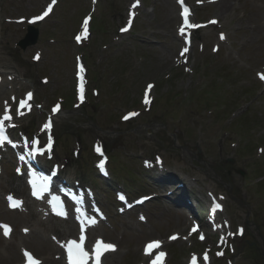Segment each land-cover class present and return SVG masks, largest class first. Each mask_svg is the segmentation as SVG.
<instances>
[{"label": "rangeland", "instance_id": "374dc122", "mask_svg": "<svg viewBox=\"0 0 264 264\" xmlns=\"http://www.w3.org/2000/svg\"><path fill=\"white\" fill-rule=\"evenodd\" d=\"M48 1L0 0V71L2 66L12 64L20 79L29 83L13 82L14 94L21 97L30 88L36 104L42 107L21 122L19 132L28 123L32 124L28 130L35 132L51 105L70 98L71 108L61 110L54 128L53 160L62 173L87 186L91 184L102 202L106 201L104 185L94 181L91 151L93 143L101 142L113 159L114 176L139 191L144 189L142 194H150L149 189L154 187L147 178L151 173L143 169L142 161L159 155L166 161V169L183 179L193 199L207 201L209 192L224 199L225 212L220 220L228 219L233 231L239 225L246 229L244 237L233 243L235 252L228 253L226 259L232 264H264L255 239L257 231L264 239V91L256 78L257 72H264V13L256 12L248 0H231L232 9L227 14L218 10V3L195 9V20L217 18L228 39L213 54L218 28L196 34L184 69L177 65L180 42L172 48L178 25L174 0H98L95 7L89 0H58L53 15L36 26L40 32L37 45L21 51L17 43L24 37L26 26L8 24L6 20L34 16ZM132 1H140L142 7L137 10L132 31L122 36L118 29L124 25ZM189 1L193 4L195 0ZM87 13L93 18L92 35L77 48L72 36ZM36 54L40 60L35 64L32 57ZM76 55L84 60L89 77L88 100L83 106H77L73 98ZM2 78L7 81V77ZM43 78L48 79L46 85L41 84ZM149 82L154 83L153 103L146 112L140 97ZM95 90L96 97L92 94ZM9 95V91L0 93V112ZM130 110L140 115L122 123L121 116ZM233 113L238 114L233 117ZM76 152L78 157L74 156ZM228 159L234 163H226ZM237 170L244 171L243 178L235 173ZM16 184L8 173L0 179V222L13 227L8 241L0 238V264H20L23 248L42 261V254L50 253L48 264H63L56 261L55 250H60L52 240L61 242L66 237L57 231L65 224L53 225L41 216H30L37 212L29 207L23 213L6 212L2 194L12 191ZM225 186H229L235 201ZM179 212L158 199L141 209L145 224L138 222L136 212L123 217L110 213V225L93 232L118 249L105 264L142 262L140 249L144 242L166 240L175 233L180 240L166 245L167 264H186L192 252L215 246L200 245L195 237L184 242L189 224ZM246 222L250 223L248 230ZM26 229L27 236L22 234Z\"/></svg>", "mask_w": 264, "mask_h": 264}, {"label": "snow or ice", "instance_id": "6c2138e0", "mask_svg": "<svg viewBox=\"0 0 264 264\" xmlns=\"http://www.w3.org/2000/svg\"><path fill=\"white\" fill-rule=\"evenodd\" d=\"M179 2L181 3L182 6V12H181V16L183 17V24L181 25L179 32L183 35L186 28H195V27H199V25L196 24H191L189 23L188 20V16H189V9L185 6H183V0H179ZM211 2V0H210ZM56 3V0H52V3L48 5L47 9L38 16L33 17L31 20H29V23H35L37 21H40L42 19H44V17H46L49 12L52 10L53 5ZM133 8L136 7V4H133L132 6ZM131 16V14H130ZM90 17H86L83 25H82V32L81 34H79L76 39L79 42L81 40L82 37L86 38L87 35V30H88V22H89ZM210 23H216L215 20L210 21ZM131 24V19L129 20V25ZM121 31H127V27L126 28H122ZM221 40H223L225 37L224 35L221 33L220 35ZM215 50V49H214ZM188 49L184 48L181 52V56L184 55L185 52H187ZM35 59L39 58V55L37 54L36 57H34ZM260 78L262 80H264V74H259ZM154 86L149 84L145 90V94H144V104L148 105L151 103L150 97H149V91L153 88ZM79 99L81 102H83L84 99V95H83V87H81L79 89ZM33 94L32 93H28L25 99H21L19 101V106L16 109L17 115H23L24 113L20 111V109H24L27 108L30 110L31 105L28 103L29 100H31ZM60 108V105L57 104L53 107L52 111L55 114ZM138 115V113L135 112H131L128 113L127 115H125L123 117V119L128 120L129 118ZM12 116L10 115V109L9 106L7 104V102H5V110H4V115L2 118H0V144H3L5 141H7L8 137L7 135H5L4 133V122L5 121H11ZM14 126V125H11ZM51 127V121L45 123L44 128L48 129ZM38 142L36 140L32 141V145H33V153L39 151V149L36 148V144ZM48 147H51V138L49 139V145ZM96 151L98 153H100L101 149L99 146H97ZM104 166V161L101 160L99 167L103 168ZM35 194V193H34ZM10 199V206L11 207H17L19 206V201H15ZM214 210L220 208L219 204H214ZM63 214V213H61ZM143 219V217H142ZM92 223H95V221H91ZM0 228L3 229V233L5 236L9 235L11 229L10 226L8 225H0ZM27 231V229L25 230ZM192 231H196V228L194 227ZM238 233L242 234V229L238 230ZM229 235H232V233H229ZM176 237H170V239H175ZM201 239H204L203 235H201L200 237ZM84 240H85V236L83 235V228L81 229V236H80V240L79 242L76 240H70L68 242H66L64 245H62V247L65 248V251L67 253V259H68V264H88L89 259H93L94 260V264H101V256L106 252V251H110V250H115V246L110 244V243H106L102 240H97L95 246L93 247L92 250V254L91 257L89 255V252L85 250V248L83 247L84 244ZM221 240L223 241V237H221ZM160 246V242L159 241H153V242H149L146 246H145V254L148 255L151 253L152 249L154 248H158ZM222 253H217V255H221ZM165 253L163 252H158L155 256V258L151 261V264H161L163 257H164ZM24 256L26 258V264H40V262L38 260H35L32 256L31 253H29L28 251L24 252ZM207 260H208V256L207 253H205L204 255V262L205 264H207ZM192 264H196V257L193 256L192 259Z\"/></svg>", "mask_w": 264, "mask_h": 264}, {"label": "bare ground", "instance_id": "6f19581e", "mask_svg": "<svg viewBox=\"0 0 264 264\" xmlns=\"http://www.w3.org/2000/svg\"><path fill=\"white\" fill-rule=\"evenodd\" d=\"M251 4H253L255 7L256 12L259 11V13H264V0H249ZM231 0H221L219 2V6H218V10H220V12L222 14H227L228 13V10L232 9V5H231ZM260 8V9H259ZM258 10V11H257ZM18 256L17 255H14V258L16 259ZM48 263V261L46 262Z\"/></svg>", "mask_w": 264, "mask_h": 264}]
</instances>
